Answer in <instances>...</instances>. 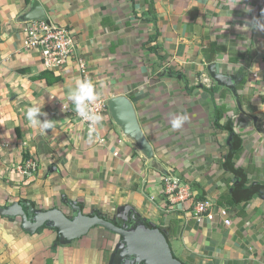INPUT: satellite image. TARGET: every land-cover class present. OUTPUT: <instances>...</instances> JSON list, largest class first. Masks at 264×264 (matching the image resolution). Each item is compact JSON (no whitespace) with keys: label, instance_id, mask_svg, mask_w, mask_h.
I'll list each match as a JSON object with an SVG mask.
<instances>
[{"label":"crops","instance_id":"0c3cea01","mask_svg":"<svg viewBox=\"0 0 264 264\" xmlns=\"http://www.w3.org/2000/svg\"><path fill=\"white\" fill-rule=\"evenodd\" d=\"M39 2L48 20L76 36L100 95L129 97L155 155L145 161L110 115L89 142L69 99L78 67L46 70L18 22L29 2L0 0V206L28 202L36 212L70 215L72 201L111 220L130 207L165 231L184 264H264V199L255 189L264 185V31L247 26L264 21V0ZM212 64L237 78L241 107L210 77ZM37 105L42 120L55 121L47 132L26 119ZM180 115L189 119L174 130ZM33 162V176L20 172ZM169 172L216 205L214 221L198 223L192 207L168 201ZM219 208L228 209L230 226ZM123 247L102 227L68 242L0 216V264H126Z\"/></svg>","mask_w":264,"mask_h":264},{"label":"water","instance_id":"95a60500","mask_svg":"<svg viewBox=\"0 0 264 264\" xmlns=\"http://www.w3.org/2000/svg\"><path fill=\"white\" fill-rule=\"evenodd\" d=\"M47 13L39 0H30L27 9L18 18V22H46ZM210 77L215 83L229 89L241 107L237 78L217 71L216 65L208 66ZM108 111L114 124L120 129L127 141L133 144L142 158L149 162L154 159V150L145 136L137 118L132 101L126 96H117L108 101ZM73 212L67 215L61 209L54 208L36 212L28 202H16L9 206H0V216L5 218H21L23 229L35 234L47 228L58 232L63 241H76L85 237L92 229L102 227L121 238L125 257L135 258L138 264H184L173 252L165 231L150 226L137 213L131 215L128 227H120L114 220L106 219L98 213L84 214L81 205L68 201Z\"/></svg>","mask_w":264,"mask_h":264},{"label":"built area","instance_id":"2783aa9c","mask_svg":"<svg viewBox=\"0 0 264 264\" xmlns=\"http://www.w3.org/2000/svg\"><path fill=\"white\" fill-rule=\"evenodd\" d=\"M24 33L25 48L38 53L46 70L61 74L70 64H75L82 79H88L96 84L86 59L78 51L76 36L69 27L57 25L51 20L30 22L26 24ZM91 110L102 116L109 115L108 100L99 93V99L91 106ZM78 118L89 133L90 122L80 116ZM98 131L99 125L96 126L93 136ZM19 170L25 176L31 177L37 172L38 165L34 162L28 163L20 167ZM164 194L174 206L189 205L190 208L192 207L193 218L198 223H203L206 220L214 221L216 218L214 212L217 208L216 205L207 199H196V194L191 186L181 176L173 172H169L164 177ZM218 210V215L222 218L225 225L230 226L232 222L229 218L228 209L219 208Z\"/></svg>","mask_w":264,"mask_h":264},{"label":"clouds","instance_id":"9594fccd","mask_svg":"<svg viewBox=\"0 0 264 264\" xmlns=\"http://www.w3.org/2000/svg\"><path fill=\"white\" fill-rule=\"evenodd\" d=\"M247 26L254 31H264V21L258 18H254ZM103 86L104 85L101 84V87ZM69 99L74 105L75 112L84 120L90 122L88 140L92 142L93 132L96 130V126L103 120L102 115L91 110V106L99 99L96 84L88 79H77ZM42 116L46 117L47 114L44 113L42 108L38 105L29 107L26 111V119L30 127L47 132V130H51L54 127L55 121L47 119L42 120ZM188 119L189 117L187 115L176 116L171 119V127L174 130H178L183 127Z\"/></svg>","mask_w":264,"mask_h":264},{"label":"trees","instance_id":"16d2710c","mask_svg":"<svg viewBox=\"0 0 264 264\" xmlns=\"http://www.w3.org/2000/svg\"><path fill=\"white\" fill-rule=\"evenodd\" d=\"M27 2H30V0H27ZM181 78H182V76H181ZM59 80L60 79L58 77H55L53 82H58ZM183 80H185V83H186V78L185 77H183ZM241 87H242V85H241ZM256 187H257V188H255L256 190L259 189V188L261 189L260 195L264 199V185H257ZM134 213H136V211L133 210L132 208L124 207V208L121 209L120 213L116 216L114 221L120 227H128L130 225V223H131V215L134 214ZM106 219H108V218H106ZM148 224L150 226H152L150 223H148ZM123 255L125 256L124 253H123ZM133 261L134 262L136 261L135 258H133Z\"/></svg>","mask_w":264,"mask_h":264},{"label":"flooded vegetation","instance_id":"af4514ba","mask_svg":"<svg viewBox=\"0 0 264 264\" xmlns=\"http://www.w3.org/2000/svg\"><path fill=\"white\" fill-rule=\"evenodd\" d=\"M71 214L73 215V212H72ZM72 215H71V216H72ZM69 216H70V215H69ZM131 260L133 261V258H132V257H130L129 260L124 261V262H125L126 264H138L137 261H135V262H131Z\"/></svg>","mask_w":264,"mask_h":264},{"label":"rangeland","instance_id":"374dc122","mask_svg":"<svg viewBox=\"0 0 264 264\" xmlns=\"http://www.w3.org/2000/svg\"><path fill=\"white\" fill-rule=\"evenodd\" d=\"M68 212H69L68 214H70V216H71L72 214L70 213V210H68Z\"/></svg>","mask_w":264,"mask_h":264}]
</instances>
